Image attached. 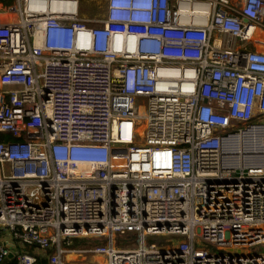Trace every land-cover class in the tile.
Returning <instances> with one entry per match:
<instances>
[{
	"label": "built area",
	"instance_id": "1",
	"mask_svg": "<svg viewBox=\"0 0 264 264\" xmlns=\"http://www.w3.org/2000/svg\"><path fill=\"white\" fill-rule=\"evenodd\" d=\"M0 7V264H264V0Z\"/></svg>",
	"mask_w": 264,
	"mask_h": 264
},
{
	"label": "rangeland",
	"instance_id": "2",
	"mask_svg": "<svg viewBox=\"0 0 264 264\" xmlns=\"http://www.w3.org/2000/svg\"><path fill=\"white\" fill-rule=\"evenodd\" d=\"M7 1V4H11L14 2V0H6ZM87 1V0H86ZM13 16L7 11V8L6 7H0V21H6V20H10L12 19ZM258 47H261V45H258ZM131 240L128 241L126 238H124L123 236L121 235H117V243L119 245H122V244H126L127 242H130L132 245L135 243V238L136 236L133 235L131 236ZM167 238V237H166ZM165 238H162V237H152V238H146V243H155V244H160L161 240H163ZM90 245V244H89ZM87 245V246H89ZM28 251H31V249H28ZM244 252H252V251H257V252H264V245L262 244H259V245H255L253 247H249L247 249H243ZM70 256V255H69ZM88 257H86L87 259ZM91 259V258H90ZM92 264H97V262L94 260V258H92Z\"/></svg>",
	"mask_w": 264,
	"mask_h": 264
},
{
	"label": "crops",
	"instance_id": "3",
	"mask_svg": "<svg viewBox=\"0 0 264 264\" xmlns=\"http://www.w3.org/2000/svg\"><path fill=\"white\" fill-rule=\"evenodd\" d=\"M0 243L8 246L11 252L20 251V247L17 245V243H14V240L11 239L9 233L4 228H0ZM67 255V258L66 256L64 257V264H92V258L90 256H69V254ZM86 257L88 258L86 259ZM94 260L97 262V264H102L100 258H95Z\"/></svg>",
	"mask_w": 264,
	"mask_h": 264
},
{
	"label": "trees",
	"instance_id": "4",
	"mask_svg": "<svg viewBox=\"0 0 264 264\" xmlns=\"http://www.w3.org/2000/svg\"><path fill=\"white\" fill-rule=\"evenodd\" d=\"M2 5L7 6L6 0H0ZM102 239L101 238H72L71 244L69 247H85L87 245H98L101 244ZM37 264H47V259L37 257Z\"/></svg>",
	"mask_w": 264,
	"mask_h": 264
},
{
	"label": "bare ground",
	"instance_id": "5",
	"mask_svg": "<svg viewBox=\"0 0 264 264\" xmlns=\"http://www.w3.org/2000/svg\"><path fill=\"white\" fill-rule=\"evenodd\" d=\"M68 256V255H67ZM67 256H66V258H67Z\"/></svg>",
	"mask_w": 264,
	"mask_h": 264
}]
</instances>
